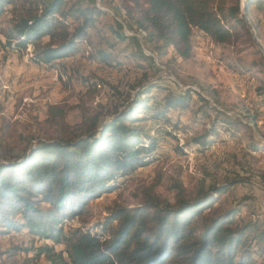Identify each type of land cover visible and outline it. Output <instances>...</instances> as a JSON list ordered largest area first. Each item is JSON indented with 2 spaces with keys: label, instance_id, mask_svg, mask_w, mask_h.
I'll use <instances>...</instances> for the list:
<instances>
[{
  "label": "trees",
  "instance_id": "1",
  "mask_svg": "<svg viewBox=\"0 0 264 264\" xmlns=\"http://www.w3.org/2000/svg\"><path fill=\"white\" fill-rule=\"evenodd\" d=\"M123 1L143 32L145 45L159 60L170 52L173 57L190 58L194 29L219 44L248 34L241 0ZM245 2L248 20L260 37L261 21L254 19V11L264 12V0ZM8 12L10 26L1 30L8 47L25 49L31 44V59L51 67L76 53L83 42L89 44L96 16L105 14L82 1L0 0V20ZM112 31L116 40L134 42L133 36ZM111 45L115 47L116 41ZM90 47L92 58H111L106 49ZM133 54L152 60L137 45ZM154 90L167 93L159 98ZM257 91L263 95L264 85ZM193 93L206 102L191 88L175 93L150 79L112 118L84 114L74 125L65 123L61 108L50 107L48 122L55 126L54 136L38 138L22 161L16 157L0 162V234L27 231L45 240L36 252L45 255L49 264H264V226L240 218V205L225 210L213 207L216 197L228 193L234 181L201 191L192 200L179 199L177 205L162 204L147 194L136 206L109 207L108 216L93 230L84 224L64 230L87 211L91 201L117 190L121 177L153 160L158 138L140 122L149 118L169 122L168 112L188 107ZM212 109L211 128L190 141L203 150L215 142L218 130L234 135L240 126H248L219 108ZM61 242L65 247L58 251L53 244Z\"/></svg>",
  "mask_w": 264,
  "mask_h": 264
},
{
  "label": "rangeland",
  "instance_id": "2",
  "mask_svg": "<svg viewBox=\"0 0 264 264\" xmlns=\"http://www.w3.org/2000/svg\"><path fill=\"white\" fill-rule=\"evenodd\" d=\"M69 1L97 6L105 14L96 16L90 43L83 42L76 53L54 67L34 62L31 44L25 49L9 48L1 30L10 26V12L0 20V162L21 159L38 138L54 136L55 126L48 122L52 106L63 110L66 124L74 125L84 114L112 118L116 109H124L138 86L150 79L175 93L191 88L206 102L193 93L188 107L168 112L169 122L141 121L147 132L158 138L153 160L121 177L117 190L91 201L87 211L64 230L82 224L93 230L96 222L108 216L109 207L136 206L148 198L147 194L162 204L177 205L179 199L192 200L201 191L233 181L237 183L228 193L217 196L213 207L225 210L240 205V218L258 220L264 226V94L257 91L264 85V54L248 28V34L226 44L194 29L190 58L173 57L170 52L159 60L145 45L143 32L127 13L123 0ZM257 18L261 21L257 37L264 47V12L255 9ZM113 28L133 36L134 42L116 40ZM91 44L94 49L110 52L109 61L92 58ZM136 45L145 54L150 52L152 60L134 55ZM166 93L153 91L159 98ZM212 107L248 126H240L234 135L218 130L215 142L203 150L190 141L211 128L215 116ZM253 144L260 146L258 150ZM45 242L27 231L0 234V264H49L45 255L36 252ZM53 245L58 251L65 247L63 242Z\"/></svg>",
  "mask_w": 264,
  "mask_h": 264
},
{
  "label": "water",
  "instance_id": "3",
  "mask_svg": "<svg viewBox=\"0 0 264 264\" xmlns=\"http://www.w3.org/2000/svg\"><path fill=\"white\" fill-rule=\"evenodd\" d=\"M241 7H242V12L245 16V20H246V24H247V28L250 31L252 37L256 40V42L259 44L260 49L262 50L263 54H264V47L262 46V44L260 43L257 34L254 30V28L252 27L250 21L248 20V15H247V6H246V2L245 0H241ZM149 55H152L150 52H148ZM27 156H23L21 159H19L18 161H22L26 158Z\"/></svg>",
  "mask_w": 264,
  "mask_h": 264
}]
</instances>
